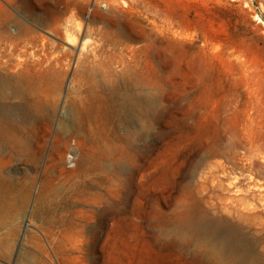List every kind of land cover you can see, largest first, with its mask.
<instances>
[{
    "label": "rangeland",
    "instance_id": "374dc122",
    "mask_svg": "<svg viewBox=\"0 0 264 264\" xmlns=\"http://www.w3.org/2000/svg\"><path fill=\"white\" fill-rule=\"evenodd\" d=\"M20 3L21 17L35 25L66 9L70 30L57 35L37 26L47 43L29 49L23 65L14 66V56L0 68L10 87L29 70L39 86L53 85L34 110L0 98V116L11 115L26 131L28 121L37 122L36 156L0 155V175L13 183L0 217V241L12 245L0 244V263L205 264L192 244L259 251L264 214L249 215L243 206L254 196L243 192L264 195V0ZM68 36L80 43L74 48ZM94 45V62L79 65ZM77 93L83 101L75 112L69 103ZM215 150L218 156L205 158ZM51 159L52 191L39 208L38 185ZM210 159L223 168L210 173ZM212 174L216 186L202 192ZM26 178L35 182L23 197ZM85 187L100 194L95 213L82 211L91 195ZM183 199L211 214L187 233L170 217Z\"/></svg>",
    "mask_w": 264,
    "mask_h": 264
},
{
    "label": "bare ground",
    "instance_id": "6f19581e",
    "mask_svg": "<svg viewBox=\"0 0 264 264\" xmlns=\"http://www.w3.org/2000/svg\"><path fill=\"white\" fill-rule=\"evenodd\" d=\"M113 1L118 2V0H113ZM20 8H21L20 0H2V3L0 2V68H2V69L9 65V62L12 60V58L14 56H18V60H19V62L17 64H15L14 66L23 65V63L27 59L26 54L28 53L29 49H31V48L33 49V47L36 45V43H38L40 41H43L44 45L47 43L46 38L36 29L37 26L41 27V28H46L48 31L54 32L57 35H60L63 30H65V33L69 34V30H70L69 21L65 17L66 9L61 11V12H53L49 16H45L44 18L40 19V21H38L37 24L35 25L34 23H31L30 21L21 17V15L19 13ZM57 10H59V9L57 8ZM73 12H74V10H73ZM70 24H72V23H70ZM73 28H75V27H73ZM117 30H118V28H117ZM63 35H64V33H63ZM74 35H76L75 32H74ZM70 36H68V37L70 38ZM77 37H75L73 39L70 38V44L74 48L78 45V43H80ZM85 44H86V42H85ZM83 45H84V43H83ZM96 49L97 48L94 45V47L87 48L86 50L83 49L84 51L81 50L83 52L81 54L82 59L79 61V65L86 63V62H94V60L96 58V54H95ZM67 51H68V49H67ZM28 72H29V74L26 72L27 75H24V73H23V76H20L17 79V83L11 87L7 84L8 82L5 78H0V98H3V97L8 95V96L15 98V99H18V100H24L25 105H24L23 109L34 110V109H37V107L39 105L40 100H39L38 96H39L40 92H42L44 89L50 91L51 86H53V85H51L48 82L49 85H46L45 87L39 86L37 83V81H38L37 80V74L32 73L30 70ZM76 79H78V78H76ZM77 82L80 85L79 79L77 80ZM59 84L60 83L55 82L54 86L57 87V85H59ZM73 92H80L79 87H77ZM77 94L79 96L81 95L80 93H77ZM79 96L74 97V98L72 97V99L69 103L71 110H73L75 112H77L81 108V107H79V105L83 101L82 96H80L81 98ZM132 98H133V96L129 94L127 97V101L130 102L132 100ZM6 115L7 114H5V116H0V155L23 154V155H26L29 157L30 156H36L35 150H34V147H36V145L33 142L32 138H33V135L35 134V132L37 130V122L35 120L28 121L29 127H27L28 131H26V128L24 129L23 126L18 123L16 118L12 117L9 114L7 116ZM68 123H69V121H68ZM147 123L149 126L155 123L153 120V117L151 118L150 115L148 117ZM79 126L80 125L76 126V128H78ZM219 154L220 153L217 150L211 151L208 154L209 157H205V158L216 157ZM63 155L60 152V156H63ZM84 160H85V156L77 159L75 166L76 165L78 167L81 166V164ZM53 163L54 162L51 159V164L49 165V167L47 168V171L45 172V178L42 179V183L40 185H38L37 196H38V202L40 204L39 208L42 207V205H43L42 203H43L44 199L48 198L49 195L51 194V191H52L50 176H51V173L54 172V169L51 167V165ZM207 165L210 167V169L208 171H210V173H212L211 170H214V168H216L215 166L221 167L222 162H220L219 160H214V159L211 160L210 159V161L207 162ZM222 168H223V166H222ZM63 171H64V169L63 168L61 169V167H60V173L61 174ZM207 174H209V173H207ZM215 176H216L215 174H212L211 177L210 176L207 178L204 177L205 179H203V177H202V179L204 180L201 184V186H203V187L200 186L202 192H204L208 187H215L216 186V181H215L216 177ZM33 181L34 180L31 178H28V179L26 178V180L21 181L19 183V186H20L19 191L21 192L23 197H27V194H29L31 192V189L34 185ZM208 181L211 184H206ZM92 183L94 184V182H92ZM12 184L13 183L11 182L10 179H8L6 177H2L0 175V217L4 216L6 214V212L9 211L8 206L10 204H7L5 202L6 197H3V195H6L12 191ZM229 184L234 185V182L231 181ZM236 190L239 191V188ZM225 191H226V189H225ZM241 191H243L242 188H241ZM82 193L84 195L91 194V195H89V196L87 195L83 198V201L85 202L87 209L82 210V211L95 213L94 207L97 206L98 203L101 202L100 194L98 192H94V193L91 192L90 190H88L87 187H85L83 189ZM194 193H195V191H194ZM243 193L253 194V196H254L253 197L254 201H252V202L249 201L248 203H246V206L242 205L243 208L246 207L247 210L251 211V213H249V215L250 216H255V215L260 216L262 213L264 214V195L260 194L258 197H256L254 195V190L251 187H249ZM191 195H192V193H191ZM198 197H199V195H198ZM191 199H193V198H191ZM241 200H242V198L238 199V201H241ZM210 201H212V200H210ZM255 201H257V202H255ZM192 203H194V202H192ZM192 203L185 201L183 199L182 203L179 205L180 209L178 210L176 208L171 213V216H170L171 220H172V222L175 223L177 230H180V231H183L186 233H187V231L190 232L195 226H199V227L203 226V222L208 219V217H209L208 214H210V213L205 212L204 209L202 210L201 207L198 206L197 201H196V205H194L196 207H194L192 205ZM212 203H213V201H212ZM226 207H228V206H226ZM42 208H44V207H42ZM214 208H216V207H214ZM217 209H218V207H217ZM37 212H40V211H38V208L34 211V214H36ZM220 213H221V211H220ZM214 216H215V214H214ZM232 216L234 217V215H232ZM262 219H263L262 222L264 225V217ZM240 221H242V220H240ZM243 221H244V219H243ZM238 222H239V220H238ZM241 231H242V228H241ZM245 231H246V229H245ZM248 233H249V231H248ZM11 243H12L11 239H9V238L6 240L0 241V244L1 245L3 244L8 249L11 247V245H12ZM192 246L194 247V250L199 253L200 257L203 260L202 262H204L205 264H258L260 253L264 252V246H262L260 248V250L257 251V247H256L257 245L256 246L243 247V246L237 245V244H227L225 246V248H222L220 245H215V244H192Z\"/></svg>",
    "mask_w": 264,
    "mask_h": 264
},
{
    "label": "built area",
    "instance_id": "2783aa9c",
    "mask_svg": "<svg viewBox=\"0 0 264 264\" xmlns=\"http://www.w3.org/2000/svg\"><path fill=\"white\" fill-rule=\"evenodd\" d=\"M1 264V263H0Z\"/></svg>",
    "mask_w": 264,
    "mask_h": 264
}]
</instances>
